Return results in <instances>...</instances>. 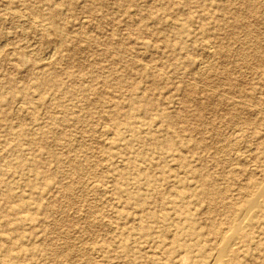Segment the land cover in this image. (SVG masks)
I'll return each mask as SVG.
<instances>
[{
    "label": "rangeland",
    "instance_id": "rangeland-1",
    "mask_svg": "<svg viewBox=\"0 0 264 264\" xmlns=\"http://www.w3.org/2000/svg\"><path fill=\"white\" fill-rule=\"evenodd\" d=\"M246 1L0 0V264H264V8Z\"/></svg>",
    "mask_w": 264,
    "mask_h": 264
},
{
    "label": "bare ground",
    "instance_id": "bare-ground-1",
    "mask_svg": "<svg viewBox=\"0 0 264 264\" xmlns=\"http://www.w3.org/2000/svg\"><path fill=\"white\" fill-rule=\"evenodd\" d=\"M45 1H47V2H50L51 0H45ZM226 1H229V0H226ZM192 2H191V0H187V4H186V6L187 5H190ZM254 3H257V5H260L261 7H263L264 8V0H248V1H246L245 3H243L244 5H247L251 10H252V8H253V4ZM4 6V5H3ZM254 6H255V4H254ZM8 7V6H7ZM55 7V6H54ZM4 8V7H3ZM165 8V7H164ZM12 9V8H11ZM11 9H7L8 10V15H9V17L11 18V20H14V21H21L22 23H24L25 21H27L28 19H27V17L25 16V15H21V14H19V13H17V10H16V12L15 11H13V9L11 10ZM168 9L167 8H165V10L164 11H167ZM20 11V10H19ZM163 11V12H164ZM247 11V10H246ZM179 13H181V14H186L185 13V11H180ZM246 13V12H245ZM33 17V16H32ZM87 20H88V18H86ZM47 21V20H46ZM236 26H234L235 28H239V29H242L243 31H245V32H247L248 34H250V32H249V25H247V24H242V23H240L239 22V20H238V17L236 18ZM31 22H33V24L35 23V24H37L38 25V27H40L41 28V30L43 31V32H45V31H47V30H49V28H48V25H47V23H45V21H31ZM83 22H85V19H84V21ZM155 23L154 24H156V25H161L162 24V20L160 19V18H157V19H155V21H154ZM62 23V22H61ZM240 23V24H239ZM18 24V23H17ZM138 24L139 25H137L136 26V30H137V33L138 34H144V31H143V29L142 28H140V26H141V22H138ZM49 25H50V23H49ZM254 30V29H253ZM27 31V30H26ZM61 31V30H60ZM253 32V31H252ZM75 33V32H74ZM246 33V34H247ZM60 34V33H59ZM66 34V33H65ZM68 34V33H67ZM84 35H85V33H84ZM251 35V34H250ZM66 36V35H65ZM70 36V35H69ZM261 36H262V34H261ZM197 37V36H196ZM195 37V38H196ZM264 38V37H263ZM251 39H252V37H251ZM161 40V39H160ZM201 40V39H200ZM199 40V41H200ZM250 40V39H249ZM262 40H264V39H262ZM202 41V40H201ZM204 41H207L206 39L204 40ZM162 43L164 44V46L165 47H169L170 46V40H169V36H167V35H164L163 36V38H162ZM255 44H256V50H255V52L253 53V57L254 58H258V56L260 55L259 53H258V51H259V49H261V46H263L262 45V42L261 41H256L255 42ZM211 45V44H210ZM221 45H222V43H221ZM221 45L219 44V47H221ZM60 46V45H59ZM183 47H184V45H183ZM209 47V46H208ZM2 48V47H1ZM222 48H225V44H223L222 45ZM205 49H207V47H205ZM209 49V48H208ZM210 50H214V49H210ZM209 51V50H208ZM54 52V51H53ZM62 54V53H61ZM216 54V53H215ZM215 54L214 53H211V52H206L205 53V60H202L200 63H198V70H200L202 73V75L201 76H203L204 74H205V72H207L209 69H210V66H212L211 65V63H212V61L214 60L213 58L214 57H216L215 56ZM46 55V54H45ZM47 55H48V52H47ZM240 55H241V57H242V60H244L245 61V54L244 53H240ZM44 56V55H43ZM49 57L48 58H46V60L50 63L51 62V55H48ZM251 56V55H250ZM200 57V56H199ZM237 57V56H236ZM246 57H248V56H246ZM261 58V61H263L264 62V60H262V56L260 57ZM215 62V61H214ZM199 73V72H198ZM260 74V73H259ZM227 81L229 80V82H230V79H226ZM39 85H38V87H42V86H45V84L44 83H46V80H45V78L43 79L42 77L41 78H39ZM133 88V90H134V86L132 87ZM11 89V88H10ZM189 95H190V97H188V96H186L185 97V102L184 103H186V101H188L189 99H191V94L190 93H188ZM221 94V93H220ZM32 96V95H31ZM222 96V95H221ZM227 97V96H226ZM245 97H247V96H245ZM33 98V97H32ZM251 99V98H250ZM221 102H222V100H221ZM224 102V101H223ZM243 102V101H242ZM242 102H236L235 101V103H232V104H229V103H227V107H230V110H232L231 112H230V115H231V117L233 118V119H237V118H239L240 116H239V111L237 110V109H240V110H242L241 112H246V115H249L250 117L251 116H253L252 115V113H249V111H250V109L245 105V104H243ZM225 103H226V101H225ZM259 104H261V101L259 100V101H257L256 99H254V101H253V105L252 106H258ZM25 105V104H24ZM197 105V104H196ZM127 106H128V108L130 109V111H133V113L134 112H137L138 110H139V108H142L143 107V110H144V113H145V115L146 114H148L149 113V110H150V108H152L153 106H155V103H154V101L153 100H151L148 96H146V95H141V96H137V95H135V94H132V95H130L129 97H128V99H127ZM204 105H197L196 107L197 108H204L203 107ZM21 107V106H20ZM18 109V108H17ZM16 109V110H17ZM202 109H200V110H202ZM255 110V111H254ZM264 110V109H263ZM261 111L262 110H260V109H253V112L255 113V115H256V117L257 116H259L260 115V113H261ZM248 112V113H247ZM244 115H245V113H244ZM254 115V116H255ZM25 116V115H24ZM254 116H253V118L251 117V119H249V118H246L245 119V122H244V124H246V125H255V119H254ZM165 119H166V117H164ZM222 120V119H221ZM169 123V122H168ZM169 125V124H168ZM103 129H105V126H104V128ZM102 131V130H101ZM100 131V132H101ZM242 131H240V130H238V131H236V132H234L233 133V136L235 137V140H234V142H237V140L238 139H242L243 138V135L244 134H242L241 133ZM102 134H103V136L104 137H107L110 133L107 131V130H103L102 131ZM231 135V134H230ZM223 136V135H222ZM224 137H226V136H224ZM237 138V139H236ZM250 138V137H249ZM109 140V139H108ZM106 141V140H105ZM55 142V141H54ZM233 143V142H232ZM232 146V145H231ZM246 146V145H245ZM248 147H250V146H248ZM246 148H247V146H246ZM251 148V147H250ZM250 148H247L246 149V151H248V152H252L251 151V149ZM222 149V148H221ZM220 150V149H219ZM245 151V152H246ZM236 153H238V151L236 152ZM229 154V153H228ZM242 154V153H241ZM240 154V155H241ZM235 155V154H234ZM239 156V155H238ZM225 157V156H224ZM226 158V157H225ZM240 158V157H239ZM236 159V158H235ZM255 159V158H254ZM253 161V160H252ZM233 162V161H232ZM240 165V164H239ZM236 167V166H235ZM238 167V166H237ZM230 169V168H229ZM232 171H234L233 169H231ZM235 173V172H234ZM259 174V173H258ZM248 179V178H247ZM252 179V178H251ZM90 181V180H89ZM202 182H206V181H202ZM244 182V181H243ZM91 183V182H90ZM98 183V182H97ZM203 183V184H204ZM92 184V183H91ZM90 189H95V185H94V183H93V185H91L90 186ZM237 191V190H236ZM222 192H224V191H222ZM103 195V194H102ZM106 195V194H105ZM223 195V194H222ZM248 198H250L249 197V195H248ZM247 198V199H248ZM122 205V204H121ZM121 208V207H120ZM119 208V209H120ZM212 208H214V207H211L210 209H212ZM209 209V210H210ZM205 211V210H204ZM60 215V214H59ZM111 224V223H110ZM111 226V225H110ZM109 226V227H110ZM114 226V225H113ZM217 227V226H216ZM115 228V227H114ZM122 228V227H121ZM199 228V227H198ZM198 230V229H197ZM111 232V231H110ZM112 232H113V230H112ZM175 232V231H174ZM173 232V233H174ZM185 235V234H184ZM258 238H259V236H258ZM223 241V240H222ZM83 242V241H82ZM179 242H180V240H179ZM100 244V243H99ZM80 245V244H79ZM24 246H26V245H24ZM169 246V245H168ZM166 251V250H165ZM164 251V252H165ZM7 254H9V252H6ZM211 258V257H210Z\"/></svg>",
    "mask_w": 264,
    "mask_h": 264
}]
</instances>
